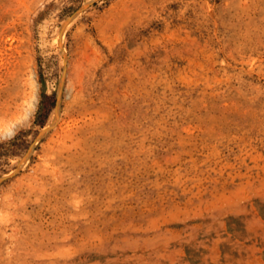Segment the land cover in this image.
Returning a JSON list of instances; mask_svg holds the SVG:
<instances>
[{
  "label": "rangeland",
  "instance_id": "rangeland-1",
  "mask_svg": "<svg viewBox=\"0 0 264 264\" xmlns=\"http://www.w3.org/2000/svg\"><path fill=\"white\" fill-rule=\"evenodd\" d=\"M0 264H264V0H0Z\"/></svg>",
  "mask_w": 264,
  "mask_h": 264
}]
</instances>
